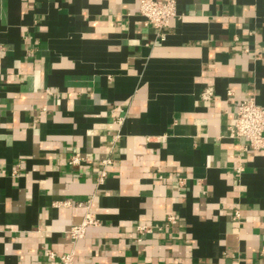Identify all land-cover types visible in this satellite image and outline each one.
Segmentation results:
<instances>
[{"label": "crops", "instance_id": "obj_1", "mask_svg": "<svg viewBox=\"0 0 264 264\" xmlns=\"http://www.w3.org/2000/svg\"><path fill=\"white\" fill-rule=\"evenodd\" d=\"M250 98L264 0H178L163 37L139 0H0V264H264V151L229 137Z\"/></svg>", "mask_w": 264, "mask_h": 264}, {"label": "built area", "instance_id": "obj_2", "mask_svg": "<svg viewBox=\"0 0 264 264\" xmlns=\"http://www.w3.org/2000/svg\"><path fill=\"white\" fill-rule=\"evenodd\" d=\"M178 0H139V14L144 18V23L147 26L153 27L160 37H163L170 21L176 17V4ZM211 92L206 91L203 94L204 99H210ZM229 137L231 139H244L247 142V149L251 151H264V108L256 105L253 98L243 100L237 106L236 116L229 127ZM82 158L80 155L72 156L69 161V166L80 164ZM97 182L101 183L106 176V167L110 164V160L102 162ZM240 169H237L239 171ZM18 170L12 172V176L16 177ZM2 171L0 170V178ZM70 205V203H69ZM75 208L83 209L84 215L81 223L74 226L68 232L70 239L73 243L81 239L88 227L96 226L97 220L89 212V203H77ZM238 214H236V217ZM173 221V217L168 218ZM150 227L142 226L138 228L139 233L150 232ZM49 259L54 260L56 256L49 252L47 253ZM74 253L73 251L57 257L58 264H73Z\"/></svg>", "mask_w": 264, "mask_h": 264}]
</instances>
